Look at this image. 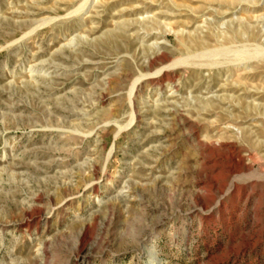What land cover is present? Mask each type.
Instances as JSON below:
<instances>
[{"label": "rangeland", "instance_id": "1", "mask_svg": "<svg viewBox=\"0 0 264 264\" xmlns=\"http://www.w3.org/2000/svg\"><path fill=\"white\" fill-rule=\"evenodd\" d=\"M83 2L0 0V264H264V0Z\"/></svg>", "mask_w": 264, "mask_h": 264}, {"label": "bare ground", "instance_id": "2", "mask_svg": "<svg viewBox=\"0 0 264 264\" xmlns=\"http://www.w3.org/2000/svg\"><path fill=\"white\" fill-rule=\"evenodd\" d=\"M89 3V0H84V2L79 6V8L77 9V12L79 13V12H82L84 9H85V7L87 6V4ZM261 19V18H260ZM148 20V19H147ZM139 22V21H138ZM264 22V21H263ZM140 23H142V22H140ZM143 24V23H142ZM247 52H249L250 53V51H247ZM223 53V52H222ZM244 53H242L241 55H243ZM239 61V60H238ZM135 89V87L133 88V90ZM134 92V91H133Z\"/></svg>", "mask_w": 264, "mask_h": 264}]
</instances>
